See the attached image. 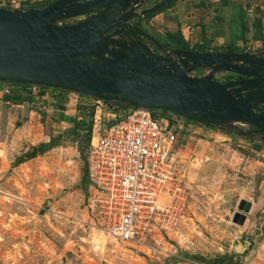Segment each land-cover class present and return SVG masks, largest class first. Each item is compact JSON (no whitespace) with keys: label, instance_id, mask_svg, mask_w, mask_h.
<instances>
[{"label":"rangeland","instance_id":"obj_1","mask_svg":"<svg viewBox=\"0 0 264 264\" xmlns=\"http://www.w3.org/2000/svg\"><path fill=\"white\" fill-rule=\"evenodd\" d=\"M239 79L214 75L219 83ZM34 87L29 100L0 101V264H264V150L255 148L262 142L190 123L178 142L177 222L139 243H117L89 201L92 100ZM238 244L246 248L236 252Z\"/></svg>","mask_w":264,"mask_h":264},{"label":"water","instance_id":"obj_2","mask_svg":"<svg viewBox=\"0 0 264 264\" xmlns=\"http://www.w3.org/2000/svg\"><path fill=\"white\" fill-rule=\"evenodd\" d=\"M150 1L56 0L38 10L0 7V82L48 86L217 127L250 126L260 135L255 141L264 142V57L165 49L129 23L173 0L144 8ZM85 15L91 16L60 24ZM196 70L205 73L190 75ZM218 71L247 79L219 83L214 80ZM245 248L238 244L234 250Z\"/></svg>","mask_w":264,"mask_h":264},{"label":"built area","instance_id":"obj_3","mask_svg":"<svg viewBox=\"0 0 264 264\" xmlns=\"http://www.w3.org/2000/svg\"><path fill=\"white\" fill-rule=\"evenodd\" d=\"M90 99L95 115L89 201L102 233L117 243H139L156 227L170 229L184 200L176 166L178 142L196 122L177 115L153 117L151 111L110 112L103 100Z\"/></svg>","mask_w":264,"mask_h":264},{"label":"crops","instance_id":"obj_4","mask_svg":"<svg viewBox=\"0 0 264 264\" xmlns=\"http://www.w3.org/2000/svg\"><path fill=\"white\" fill-rule=\"evenodd\" d=\"M37 1L42 0H0V7H16L22 2ZM146 24L153 37L159 38L162 31L178 32L190 47L201 46L206 53L248 52L264 57V0H177ZM31 89L35 90V87L0 82V101L29 100V95L33 94H30ZM38 90L39 94L40 90L45 92L44 96L51 91L39 87ZM80 99L86 97L80 96ZM64 100L66 98L54 96L57 104ZM258 164L262 162L258 161Z\"/></svg>","mask_w":264,"mask_h":264},{"label":"trees","instance_id":"obj_5","mask_svg":"<svg viewBox=\"0 0 264 264\" xmlns=\"http://www.w3.org/2000/svg\"><path fill=\"white\" fill-rule=\"evenodd\" d=\"M54 1L56 0H42V1H37V2H34V3H27V2H22L20 5H19V8L20 9H24V10H27V9H35V10H38V9H43L47 6H49L51 3H53ZM177 0H173L171 1L170 3H168L167 5H165L164 7H162L161 9L157 10L156 12L152 13V14H149V15H146L144 17H141V18H133L129 21V23L136 27V28H140V29H143L144 31H146L147 33H149L146 29L143 28V22H148L152 17H154L155 15L161 13L162 11H164L165 9L173 6L175 3H176ZM7 8H10L8 6L5 7V9ZM89 17V16H88ZM87 17V18H88ZM61 22H65V20H62L60 21ZM64 25V24H63ZM159 43L160 45L163 47V48H169V49H174V50H183V51H193V52H205V49L202 48L201 46H193V47H190L189 44L187 43V41H185V39L182 37V35L180 33H172V32H169V31H165L164 32V36L163 38H155ZM146 44L149 46V47H153L152 43H150L149 41H146ZM154 51L156 48H152ZM201 70H196L194 72H192L190 75H194L195 72H200ZM218 72H222V71H218ZM17 84H20V85H24V86H34V85H28L26 83H17ZM39 88L43 89V90H54V91H63L61 89H57V88H51V87H48V86H39ZM67 91V90H66ZM67 92H70V91H67ZM79 96H85V95H81L79 94ZM85 97H88V96H85ZM91 98V97H90ZM96 99V98H95ZM108 108H109V111L110 112H116L118 110H122V111H129L131 109V106L130 105H126V104H119V103H108V102H104ZM151 113L153 115V117H166V113L163 112V111H160L158 109H151ZM89 119H90V125H89V135H90V131H91V128H92V118H93V109H91V112L89 113ZM187 121H190V122H196V123H201V124H204L210 128H213L217 131H222L228 135H232L234 132H237V131H241V130H249V129H254L253 127H246L245 125H241V124H238V127L237 125L235 126V129H231V128H227V127H217V126H212V125H207L205 123H202V122H197V121H194V120H190V119H186ZM85 120H82L80 124H83ZM243 126V128L241 127ZM242 138L246 139V140H249L251 141L252 143L256 142L255 141V138L254 136H250V135H243L241 136ZM53 141H50V144H52ZM255 148L257 150H261L263 149L264 150V143L262 142V145L261 146H255ZM32 156H30L31 158Z\"/></svg>","mask_w":264,"mask_h":264},{"label":"flooded vegetation","instance_id":"obj_6","mask_svg":"<svg viewBox=\"0 0 264 264\" xmlns=\"http://www.w3.org/2000/svg\"><path fill=\"white\" fill-rule=\"evenodd\" d=\"M156 3H158V2H156ZM155 3V4H156ZM154 5V4H153ZM165 49H169V48H165ZM155 52H157V50L155 49ZM240 79H245V78H240ZM237 127H238V124H237ZM246 132H247V134L246 135H250V136H254V138H257V137H259L260 135H259V133H256L255 132V130L253 129H249V130H246ZM264 143V142H263Z\"/></svg>","mask_w":264,"mask_h":264}]
</instances>
